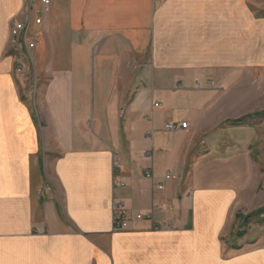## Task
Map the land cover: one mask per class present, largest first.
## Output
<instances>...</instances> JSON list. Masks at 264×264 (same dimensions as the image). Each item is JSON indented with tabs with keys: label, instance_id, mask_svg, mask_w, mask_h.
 I'll use <instances>...</instances> for the list:
<instances>
[{
	"label": "crops",
	"instance_id": "0c3cea01",
	"mask_svg": "<svg viewBox=\"0 0 264 264\" xmlns=\"http://www.w3.org/2000/svg\"><path fill=\"white\" fill-rule=\"evenodd\" d=\"M29 2L0 0V264H264L263 241L224 240L262 206L245 190L264 128L228 123L251 113L245 79L264 62L257 2L51 0L35 89L10 50Z\"/></svg>",
	"mask_w": 264,
	"mask_h": 264
},
{
	"label": "rangeland",
	"instance_id": "374dc122",
	"mask_svg": "<svg viewBox=\"0 0 264 264\" xmlns=\"http://www.w3.org/2000/svg\"><path fill=\"white\" fill-rule=\"evenodd\" d=\"M253 1L257 2V4L260 6V8L258 7L259 9L255 8V11L258 13V15L264 16V0H253ZM255 7H257V6H255ZM12 54L15 58V67H16V56L14 55L15 52L14 53L12 52ZM22 56H23L24 61L26 62V68H25L24 72L19 73V74L20 75L24 74L23 76L25 78L27 85H29L30 88L35 89L37 84H39L38 83L39 78L37 77L38 76V69L36 67L35 53H33V59H30L25 53H22ZM253 73H254V76L259 75V77L257 79H254V78L253 79H247V77H246V79H245L246 90L251 91V93L249 95H247V97H246L248 100V102L246 100V110L251 111V113L245 115L244 118H247L246 119L247 123H248V121L253 120L252 124H254L255 127L258 126V127H260L259 129H263L264 128V115H262V116H252V115L259 113V112H262L264 110V108L259 109V110L255 109L258 106L256 98H258L259 96L263 97V98L261 97L259 99V103L261 105H264V95H263L264 93L262 92L263 94H261V93H259V90H258L262 86H264V62H262L260 66L255 67L253 69ZM248 98H250V99H248ZM250 101H251V103H250ZM249 106L252 108L249 109ZM259 132H260L259 138H261V137L264 138V130L263 131L260 130ZM260 147H261V149H260ZM253 149L257 152L263 151L261 154V161L259 160V165L261 166V170H262V172H261L262 177L260 179H257V178L254 179L255 188L257 187L258 184L259 185L256 189V195H252L253 197L250 195L252 194V192L254 190L253 189V183L251 182L252 179L254 178V175H252L250 177L249 181L252 184L250 183L249 188L247 187V189L245 190V192L247 193V195H245V197L247 200V204L250 201H253L254 203H257V205L262 204L261 207H263L264 206V142H255ZM254 160L257 161V159H254ZM218 173L219 174H217L216 172H211V171L209 173H207L205 175L206 182L214 181V178H217L219 180H224V182L229 181L228 177L230 174V170L227 173L225 171L218 172ZM232 184H233V182H232ZM243 197L244 196H241L240 198L242 199ZM248 198H250V200ZM249 207L245 208L244 209L245 211H243V212H247L246 210H248ZM261 207H259V208H261ZM259 208H257V209H259ZM257 209H255V210H257ZM255 210H253V211H255ZM253 211H250L244 215H247ZM259 219H264V214H263V216L261 215L260 217H254L253 219H251V221L248 222L247 228H244L246 233L244 234V236H241V237L237 235V229L239 227H241L240 221L237 219V221L235 222V224L232 227L231 233L228 236H226L224 238V240L228 244H230V246L236 240L241 241V239H245V240L250 239L251 243L248 242L249 244H252V242H254V241H263V243H264V221L260 223ZM233 246H235V245H233Z\"/></svg>",
	"mask_w": 264,
	"mask_h": 264
},
{
	"label": "built area",
	"instance_id": "2783aa9c",
	"mask_svg": "<svg viewBox=\"0 0 264 264\" xmlns=\"http://www.w3.org/2000/svg\"><path fill=\"white\" fill-rule=\"evenodd\" d=\"M160 0H154L159 2ZM40 7L34 6L32 3H28L27 10L23 17L19 20H14L10 30V50L16 56V72L22 73L26 68V62L23 59L22 53H25L30 59H33V53L36 50L39 37L42 32L40 28H36L43 24L44 14L49 10L51 0H39ZM156 103L155 105H157ZM188 122L184 121L181 124L168 123L165 128L169 131L178 129H186ZM145 155L149 157L150 151H146ZM118 166V160L115 159L114 167ZM146 176L152 178L153 175L150 171H147ZM175 176L167 173L164 180H170ZM117 186L125 187L124 182H117ZM159 189L163 188V184L158 185ZM137 220H152L153 211L146 213H137L133 216ZM131 219L125 215L121 206L117 203L114 204L113 212V228L116 231L127 230L130 228Z\"/></svg>",
	"mask_w": 264,
	"mask_h": 264
},
{
	"label": "trees",
	"instance_id": "16d2710c",
	"mask_svg": "<svg viewBox=\"0 0 264 264\" xmlns=\"http://www.w3.org/2000/svg\"><path fill=\"white\" fill-rule=\"evenodd\" d=\"M264 115V110L262 112H259V113H256L252 116H262ZM247 118H239V119H235V120H230L228 121L229 124L231 125H236V126H241V125H244L245 123H247ZM264 214V206L247 214V215H244L243 213L241 212H238L237 215H236V219H238L240 221V224H241V227H239L237 229V235L238 236H244V234L246 233L245 232V229L244 228H247V225H248V222L251 221V219H253L254 217H260L261 215L263 216ZM264 219H259V222H263Z\"/></svg>",
	"mask_w": 264,
	"mask_h": 264
}]
</instances>
